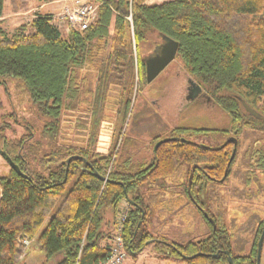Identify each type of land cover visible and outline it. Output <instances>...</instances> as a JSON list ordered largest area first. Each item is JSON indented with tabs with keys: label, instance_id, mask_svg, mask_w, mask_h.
I'll return each mask as SVG.
<instances>
[{
	"label": "trees",
	"instance_id": "obj_1",
	"mask_svg": "<svg viewBox=\"0 0 264 264\" xmlns=\"http://www.w3.org/2000/svg\"><path fill=\"white\" fill-rule=\"evenodd\" d=\"M93 1L98 18L82 32L62 36L52 15L42 14L34 15L29 25L18 27L10 37L0 29V80L22 83L43 122L40 135L47 146L37 156L40 145L30 143L31 127H25L19 139L7 141L0 126V153L12 164L8 174L0 177V264H17L34 251L43 254L39 264L106 261L123 201L128 210L120 235L130 257L151 245L157 258L178 264H229L225 251L232 264H256L264 219L257 222L248 248L233 249V236L222 224L220 197L212 190L195 191L201 178L196 172L188 183L194 164L208 169V183L217 184L229 162L222 156L227 149L208 151L180 141L200 130L178 129L174 137L181 139L163 143L156 151L155 144L162 140L158 136L150 144L130 140L119 163L116 143L112 145L116 149L102 154L58 142L63 115L85 104V95H90L81 71L94 68L97 72L92 103L86 109L94 120L108 88L114 86L126 96L116 113L124 121L135 85L143 79L142 53L164 36L178 43L175 58L202 93L225 112L231 132L239 135L251 129L257 136L251 141L257 147L248 150L247 174L242 178L244 186L252 180L263 189L254 171L264 173V138L260 136L264 135V0H169L152 5L145 0ZM5 2L0 0V18ZM101 49L108 52L98 57ZM147 144L152 145L151 152L140 155V147L146 150ZM69 158L74 159L68 162ZM182 170L186 171L182 197L207 229L205 238L183 245L165 243L149 233L151 208L142 194L146 186L147 198L160 208L167 180ZM24 240L28 246L22 244Z\"/></svg>",
	"mask_w": 264,
	"mask_h": 264
},
{
	"label": "rangeland",
	"instance_id": "obj_2",
	"mask_svg": "<svg viewBox=\"0 0 264 264\" xmlns=\"http://www.w3.org/2000/svg\"><path fill=\"white\" fill-rule=\"evenodd\" d=\"M51 1L49 0V2L45 3L50 4L52 3ZM166 1L169 0H146L148 5L160 4ZM39 6L40 4L33 0H6L4 7L5 19L0 22V29L5 36L10 37L18 27L29 25L36 14H57L59 12L57 7L61 6V4H50L49 7L44 9H38ZM47 8H50V10ZM52 8L55 11L54 13H52ZM61 34L62 36L66 35L62 31ZM107 52L106 49H101L98 57L105 56ZM142 54L141 58L143 60L147 56V52L145 51ZM175 70H179L182 75L185 74L186 77L190 78L184 71L180 59L175 58L170 65V69L164 72L155 81L154 85H165L167 73H172ZM83 74H86V80L89 82L88 89L90 90L87 91L90 92V95H85V99H87L85 104L79 103L75 109L67 110L63 115L59 145L89 148L91 151H97L102 154H109L111 148L116 146L119 150L117 157V163H119L120 159H122L121 155L128 149L130 140L138 138L150 144L153 137L158 136V134L159 138L165 136L163 129L166 128L164 127L166 122L169 125H175L179 122V114L177 115L179 108L174 106L176 108L174 109L171 104L178 102L184 95L181 79L177 78L173 83H168L170 88L165 95V100L162 101L161 108L167 117H165V123L160 118V114L156 112L153 113L154 115L143 116V114L147 113V110L146 106H144L145 100L142 98L144 97V89H141V92L139 90L140 83L135 85V91L130 97L128 114L124 121L122 117H117L116 113L121 109L122 101L126 96H122L120 90L114 86L108 88L103 107L102 109L100 108L101 110L98 111L97 118L95 117L94 120V114L86 109L92 103L90 96L92 91L95 90L97 72L94 68H85L81 71V75ZM212 102L202 101L201 106L197 105V109L203 116L197 122L213 120L214 122H220L221 119L228 121L225 112ZM155 109L152 106V110L155 111ZM149 110H151L150 107ZM261 111L264 112V106ZM193 121H196V119ZM161 125L162 127H160ZM0 126L4 127V138L7 141L19 139L25 133V127H31L33 135L30 143L34 144V146L35 144L40 145L37 156H41L46 152V140L41 138L40 135L43 122L32 106L22 83L18 80L10 78L0 80ZM193 133L195 134L185 137L195 140H198L199 137L202 139V133ZM196 134H199V137ZM260 136L264 138V135ZM237 138H239L237 157L231 167L228 181H225L222 185L213 183L209 189L221 199V202H219L220 212L223 216L221 220L225 230L233 236V249L236 248L238 250L241 248L244 250L249 247L253 240L257 222L264 219V173L258 170L254 171L256 179L263 189L260 188V190L256 182L252 180L250 185L244 186L242 175L246 173L245 159L249 153L248 150L257 147V145L255 146V144L251 143L252 139L257 138V136L251 129H244L241 134L237 135ZM113 143H116V145L112 146ZM214 143L216 144L217 142ZM148 146L146 150L140 147V155H148L149 151L151 152L152 145ZM145 151L148 152L146 153ZM9 167L10 164L0 154V177L8 174ZM185 174L186 171L182 170L174 178L167 180L164 189L161 191L163 203L160 208H157L155 203L150 198H147L146 186L142 190V194L145 196V205L151 208L147 229L153 237L158 238L160 241H165V243L183 245L189 241L203 239L207 235L206 225L203 220L193 206L182 197V190L185 186ZM155 192L153 191V193ZM127 210V202H121L118 215L121 213L126 214ZM42 260L43 254L39 251H34L30 252L24 259L21 258L17 264H39ZM125 263L178 264L173 259L164 260L157 258L151 245L147 246L141 254L135 257H130L126 254ZM259 264H264V241Z\"/></svg>",
	"mask_w": 264,
	"mask_h": 264
},
{
	"label": "flooded vegetation",
	"instance_id": "obj_3",
	"mask_svg": "<svg viewBox=\"0 0 264 264\" xmlns=\"http://www.w3.org/2000/svg\"><path fill=\"white\" fill-rule=\"evenodd\" d=\"M162 44V41H157L155 43H152L146 48L147 56L144 58H148L155 51L157 48ZM149 52V54H148ZM143 55V54H142ZM176 57V56H175ZM143 59V60H144ZM174 61V60H173ZM172 61V62H173ZM171 62V63H172ZM167 65L163 71L151 82V83H145V78H146V73H145V65L143 63V79L141 80V83L139 85V90L140 92L144 89V97H142L145 102L144 106H146V112L143 114V116L146 115H154L153 113L156 112L157 114H160V118L164 120V123L166 122L165 120V115L164 111H162V101L165 100V95L168 93V89L170 88L168 83H173L175 79H181L182 87H183V92L184 95L183 97L180 98V100L177 102H174L171 104V106L174 108L177 107L179 110L177 111V115L179 122L175 125H169L167 122L164 125L166 127L163 129L164 135L167 136L162 139H173L176 137L178 139V136L174 137V134L177 132L178 129H190V130H200V134L202 133L203 136L200 137L196 134L197 137H199L198 140L191 139V138H185L183 139L186 143L193 145L198 148H202L204 150L208 151H217V150H225L223 153V159H228L230 161V157L232 155L233 150H235L233 158L231 162L237 157V150L239 146V138H237L236 133H232L231 129L229 128V121H226L225 119H221L220 122H214L213 121H201L197 122L198 119H202L203 116H201L200 111L197 109L198 106H201L202 101L203 102H210L208 98L204 96H198L197 98L193 100H189L188 98L192 94V87L190 84L191 78L186 77V75H182L179 70H175L172 73H167L166 75V84L165 85H154L155 81L167 70L170 69V65ZM142 89V90H141ZM147 104V105H146ZM198 105V106H197ZM151 110H149V107ZM152 106H154V110H152ZM176 109V108H174ZM161 110V111H160ZM164 116V117H163ZM167 118V117H166ZM196 121H193L195 120ZM162 124V123H161ZM162 127V125L160 126ZM231 134V135H230ZM159 136V134H158ZM214 142H217L216 144ZM230 151V154L226 156V152ZM219 155V153L217 154ZM220 156V155H219ZM230 162V163H231ZM229 163V162H228ZM227 163V164H228ZM230 166V165H229ZM208 170V169H207ZM207 170H204L203 165L200 164H194L191 169H190V174H191V182H192V176L194 172L197 173V175H200V181L197 182L195 186V191H208L210 190L209 187L213 183H208L209 182V175L207 173ZM227 175H228V170H227ZM189 183V182H188ZM217 185H222L224 184V181L221 180H216ZM191 184V183H190ZM261 235V234H260ZM260 237V236H259Z\"/></svg>",
	"mask_w": 264,
	"mask_h": 264
},
{
	"label": "built area",
	"instance_id": "obj_4",
	"mask_svg": "<svg viewBox=\"0 0 264 264\" xmlns=\"http://www.w3.org/2000/svg\"><path fill=\"white\" fill-rule=\"evenodd\" d=\"M58 2L61 6L59 12L52 15V23L66 35L73 31L87 30L98 18V5L93 0H59ZM125 216V213L119 214L116 232L110 241L109 256L106 261L99 264H123L126 253L120 231ZM22 244L28 246L29 242L24 240Z\"/></svg>",
	"mask_w": 264,
	"mask_h": 264
},
{
	"label": "water",
	"instance_id": "obj_5",
	"mask_svg": "<svg viewBox=\"0 0 264 264\" xmlns=\"http://www.w3.org/2000/svg\"><path fill=\"white\" fill-rule=\"evenodd\" d=\"M161 41L162 44L157 48V50L155 51V53H153V55H151L150 57L146 58L143 60V63L145 65V73H146V78H145V83H151L162 71L163 69L169 65L174 59L175 56L177 54V50H178V43L162 36L161 37ZM191 87H192V94L190 95V97L188 98L189 100H193L195 98H197L198 96H204L206 98H208L206 95H204L202 93L201 88L193 81H190ZM208 100L210 102H212L209 98ZM213 103V102H212ZM214 104V103H213ZM243 106L245 107V109L256 116V114L250 109L248 108L244 103ZM177 139L173 138V139H162L160 141H158L153 150L156 151V149L163 143H167L168 141H176ZM181 142H184V140H180ZM235 150H233L232 155L230 157V161L227 164V167L225 169L223 178L221 181H223L226 176H227V170H228V166L233 158ZM1 156L4 158V154L0 153ZM74 158H69L68 162H70L71 160H73ZM8 164H10V166L12 167V164L8 161V159H5ZM100 180L103 182H106L105 178H101ZM191 181V176L189 177V183ZM263 241H264V226H263V230L261 232V235L259 237L258 243H257V252H256V264H259L260 261V255H261V251H262V246H263ZM224 254L227 256V261L229 264H232L231 258L228 255V252L225 251ZM217 257V254L214 255V258Z\"/></svg>",
	"mask_w": 264,
	"mask_h": 264
},
{
	"label": "crops",
	"instance_id": "obj_6",
	"mask_svg": "<svg viewBox=\"0 0 264 264\" xmlns=\"http://www.w3.org/2000/svg\"><path fill=\"white\" fill-rule=\"evenodd\" d=\"M58 1H59V0H52V1H51L52 3H50V4H53V5H55L56 3L60 4ZM45 2H49V0H45ZM45 2L41 3L38 9H44L45 7H49L50 4L45 3ZM145 4L148 5V2H146V0H145ZM4 7H5V4H4ZM57 8H58V10H59V9H60V6H58ZM57 8H56V9H57ZM47 9L50 10V8H47ZM52 9H53V8H52ZM54 12H55V11H54V9H53V10H52V13H54ZM4 19H5V14H4V8H3V14H2V17L0 18V22L4 21ZM124 264H126V263H125V260H124Z\"/></svg>",
	"mask_w": 264,
	"mask_h": 264
}]
</instances>
